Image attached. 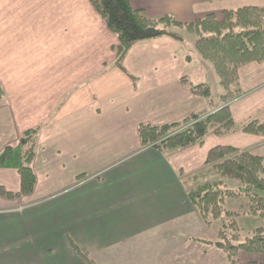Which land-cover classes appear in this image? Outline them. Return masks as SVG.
I'll return each mask as SVG.
<instances>
[{
    "label": "crops",
    "instance_id": "crops-1",
    "mask_svg": "<svg viewBox=\"0 0 264 264\" xmlns=\"http://www.w3.org/2000/svg\"><path fill=\"white\" fill-rule=\"evenodd\" d=\"M129 2L150 18L182 24L264 7V0ZM195 42L189 34L183 41H141L126 56L124 72L112 50L118 38L89 0H0V153L17 147L25 131L41 128L32 164L36 188L20 201L27 211L13 215L24 230L0 239V264H87L71 242L99 264H175L174 257L158 261L152 252L190 251L193 236L207 228L184 175L204 169L217 146L264 159V136L243 132L189 150L142 146L141 125H170L209 109L181 82L212 89L216 83ZM239 83L241 96L230 104L237 127L264 121V62L242 67ZM0 187L19 192L18 172L0 170ZM2 209L14 205L0 196V214L8 213ZM249 256L241 254L242 264L264 262Z\"/></svg>",
    "mask_w": 264,
    "mask_h": 264
},
{
    "label": "trees",
    "instance_id": "trees-1",
    "mask_svg": "<svg viewBox=\"0 0 264 264\" xmlns=\"http://www.w3.org/2000/svg\"><path fill=\"white\" fill-rule=\"evenodd\" d=\"M108 29L118 38L112 50L116 66L125 72L124 60L131 48L141 41L172 38L183 41L184 36H196L195 50L204 62L212 65L226 93L213 105V93L209 84L190 85L182 79L191 92L204 98L209 108L201 113H192L183 120L161 127L141 125L139 137L143 147L188 150L203 145L210 136L223 137L239 129L249 135L264 136V121L254 120L237 127L228 105L241 93L239 70L251 63L264 62V7H240L221 13L207 14L193 24H182L173 17L159 19L148 17L143 11L131 7L129 0H89ZM206 2L229 0H205ZM4 92L0 86V99ZM223 108H221L222 106ZM219 109V110H218ZM213 111H217L213 114ZM40 127L25 131L17 147H7L0 154V170H15L21 179V191L11 194L0 187V195L6 199L31 195L37 179L32 168L35 159ZM207 173L195 180L189 190V200L201 219L207 223L230 218L218 234L216 241H206L226 255L229 264H240L241 253L264 255V228H258L251 237L241 242V233L236 217L255 216L264 220V159L233 146L212 148L206 158ZM205 179V180H204ZM194 180V179H193ZM228 181L241 185L232 187ZM191 183V179H188ZM246 196L248 210L243 214L228 211L226 200ZM204 242V241H203ZM77 255L87 264H96L74 242ZM250 264H264L250 262Z\"/></svg>",
    "mask_w": 264,
    "mask_h": 264
},
{
    "label": "rangeland",
    "instance_id": "rangeland-1",
    "mask_svg": "<svg viewBox=\"0 0 264 264\" xmlns=\"http://www.w3.org/2000/svg\"><path fill=\"white\" fill-rule=\"evenodd\" d=\"M189 36L191 37H196L195 35L189 34ZM113 48V47H112ZM114 52V51H113ZM125 62V60H124ZM210 82H213L212 80H210ZM212 93H213V105H217L218 103H220L221 101V96L224 95L226 93L225 88L220 84V81L218 79V77H216V83H213V89H212ZM241 96V93H240ZM240 96L238 98H240ZM236 98V99H238ZM236 99L232 100L228 105L230 106V104L232 102H234ZM222 106V105H221ZM225 106V105H224ZM224 106H222L221 108H223ZM211 107V106H210ZM209 107V108H210ZM211 109V108H210ZM219 110V109H218ZM217 111H213L212 113L210 112V114H213ZM40 132H41V128H40ZM238 132H242L240 129L235 132V133H231L229 135L220 137V138H224V137H228L230 135L236 134ZM249 135V134H248ZM40 136V133H39ZM253 136H257V135H253ZM210 137H219V136H210ZM208 137V138H210ZM208 138L206 140H208ZM39 140V138H38ZM205 140V141H206ZM20 142V140H19ZM39 142V141H38ZM37 142V145H38ZM205 143V142H204ZM153 147V146H151ZM144 148H150V147H144ZM189 150V149H188ZM241 150V149H239ZM241 151H245V150H241ZM3 152V151H2ZM1 152V153H2ZM0 153V154H1ZM253 154V153H252ZM36 155V154H35ZM208 169L207 167H205L204 169H200L198 171H195V173H191L188 175H184V179L186 178L187 180L190 178L191 179V183H189L190 187L194 186V182L196 179H198V177H194L195 175H202L204 173H207ZM194 179V180H193ZM205 180V179H204ZM228 183L235 188L240 187V183L237 181H228ZM4 188V187H3ZM36 188V187H35ZM6 189V188H5ZM191 188H189L190 190ZM6 191H8L11 194H18L20 193L21 189L19 192H11L8 189H6ZM35 191V190H34ZM1 196V195H0ZM31 196V195H29ZM2 197V196H1ZM24 197H28V196H19L17 198H9L6 199L4 197H2L5 200H8L10 202H13L14 205V209H7L4 210L5 212H8L7 214H0V239L2 238V240L4 238H11V231L13 230V233H15L14 237L16 238V233L18 232V234H20V232L23 229V226L21 224H19L18 222L15 221H19L20 223H22V221L18 218H16L13 215H20V213H24L27 210L24 209L23 203L20 202L22 198ZM191 202V201H190ZM192 204V203H191ZM193 205V204H192ZM194 206V205H193ZM248 206H249V200L246 196H242V197H238V198H228L226 200V206L225 208L228 211H232V212H236L239 214H243L245 211L248 210ZM196 209V208H195ZM16 211V212H14ZM0 212L2 213L3 211L0 210ZM200 216V215H199ZM202 220V219H201ZM230 218H225V220H217V221H212L210 223H207L205 221L204 224L206 225V232L201 235V234H197L195 236H193V238H196L195 240H191V245L192 248L189 249L190 251L187 252L186 249L181 251H176L173 255L169 254V255H165V251H162L161 249H157L155 250V252L153 251L152 253L154 254L153 256H155L157 258V260H166V258H170L171 256L174 257L175 259V264L176 262L178 263V259L182 257L181 262L183 264H222L219 263V261L217 260L220 257H222V261L223 263H226L228 261L227 257L225 254H223L222 252H219L217 249H215L213 246L206 244V241H216L218 239V234L221 231V229L224 228V225L227 224L229 222ZM236 221L238 223V226L240 228V233H241V242L245 241L247 238L251 237L253 235V233L258 229V228H264V220L259 218V217H255V216H248V215H241L236 217ZM15 222V223H14ZM4 241V240H3ZM204 241V242H203ZM200 245V249L199 250H194L193 247H199ZM207 248H205V246ZM79 247V246H78ZM210 247V248H209ZM80 248V247H79ZM81 249V248H80ZM205 249V250H204ZM211 249H214V251H212ZM82 250V249H81ZM75 251V250H74ZM83 251V250H82ZM205 251V257H203V262L200 261L198 263V259H196V257H199V254L201 252ZM84 252V251H83ZM139 252L145 253L144 250H141ZM76 253V251H75ZM86 253V252H85ZM141 253V254H142ZM77 254V253H76ZM88 254V253H86ZM244 254V257L247 255L248 258L250 257L248 253H241ZM143 255V254H142ZM88 256L96 263L99 264L95 259H93L91 257L90 254H88ZM144 256V255H143ZM259 256H264V255H259ZM146 257V256H145ZM241 258V256H240ZM218 261V262H217ZM264 263V262H263ZM240 264H242V262L240 261Z\"/></svg>",
    "mask_w": 264,
    "mask_h": 264
}]
</instances>
